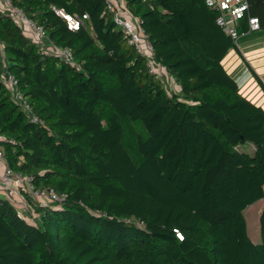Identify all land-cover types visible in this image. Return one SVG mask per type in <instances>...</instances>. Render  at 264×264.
Returning <instances> with one entry per match:
<instances>
[{"label":"trees","instance_id":"1","mask_svg":"<svg viewBox=\"0 0 264 264\" xmlns=\"http://www.w3.org/2000/svg\"><path fill=\"white\" fill-rule=\"evenodd\" d=\"M11 1L76 65L0 10V146L35 188L66 196L35 205L34 222L0 196V264H264V208L258 243L244 212L264 198V108L223 63L241 50L218 12L206 0H124L180 86L169 92L107 0ZM248 3L240 33L251 16L264 32V0ZM54 7L89 19L70 29ZM5 62L44 123L12 98Z\"/></svg>","mask_w":264,"mask_h":264},{"label":"built area","instance_id":"2","mask_svg":"<svg viewBox=\"0 0 264 264\" xmlns=\"http://www.w3.org/2000/svg\"><path fill=\"white\" fill-rule=\"evenodd\" d=\"M206 3L209 7L218 12L217 23L224 31L231 35L236 46L241 50V38L251 31L258 29L260 24L258 17L251 16L249 17V32L240 33V19H242L249 10L248 0H206ZM107 8L112 13L114 23L124 31L127 43L132 45L137 52L146 58L149 72L153 74L156 79L160 80L169 92L175 91L174 84L176 81L170 76L166 68L156 60L154 46L148 39L140 19L134 17L130 13L126 7L125 1L107 0ZM0 10L10 15L15 20L23 29L24 34L39 46L40 51L47 55L58 57L69 65H76L73 52L68 47L57 46L49 38L44 27L29 18L25 11L15 6L11 0H0ZM54 10L58 15L67 20L68 27L73 30L78 29L85 20L89 19V14L86 12L82 15L74 16L63 8L54 7ZM0 52L5 60L4 46L1 41ZM2 79L3 83L9 89L12 98L19 103L25 112L30 114L32 121L35 123H44L43 120L33 112L30 104L24 99L18 86V80L7 69L6 62L3 67ZM2 139L3 137L0 135V140ZM0 165L3 167L2 174H0V196L4 194L5 197L14 202L21 216L25 217L18 207L19 204L16 203L14 199L20 195L18 188L21 187L23 183L28 184L30 195L33 198L42 201L40 205L46 206L56 202L62 203V201L65 200L66 196L64 194L58 195L52 188H35L31 182L32 177H25L21 173L14 171L6 160L1 146ZM22 203L25 204L23 196ZM178 235L182 237L180 233H178Z\"/></svg>","mask_w":264,"mask_h":264},{"label":"crops","instance_id":"3","mask_svg":"<svg viewBox=\"0 0 264 264\" xmlns=\"http://www.w3.org/2000/svg\"><path fill=\"white\" fill-rule=\"evenodd\" d=\"M119 1L123 2L124 0ZM248 35H252V37ZM242 39L241 43L244 49L241 54L236 50H231L223 63L238 82L242 93L264 108V32H250ZM174 85L175 91H180L177 82ZM2 171L3 167L0 165V174Z\"/></svg>","mask_w":264,"mask_h":264},{"label":"rangeland","instance_id":"4","mask_svg":"<svg viewBox=\"0 0 264 264\" xmlns=\"http://www.w3.org/2000/svg\"><path fill=\"white\" fill-rule=\"evenodd\" d=\"M255 34V33H254ZM252 37V35H248ZM246 36V37H248ZM245 37V38H246ZM248 37V38H249ZM243 41V39L241 38ZM244 48L242 47L241 50ZM244 52V51H243ZM245 55V52H244ZM247 57V56H246ZM248 59V57H247ZM251 150H254L252 146ZM18 195L14 201L19 204V209L22 211V214L27 217L28 220L34 222L39 219L38 213L35 212V205L40 204L42 201L40 199H35L30 195L29 187L27 183H23L21 187L18 188ZM25 201V204L22 203V196ZM4 196V195H2ZM29 196V197H28ZM24 206V207H23ZM264 208V198L260 201L255 202L254 204L249 205L245 209V216L247 218L249 235L251 236L254 242H261V232H260V215L262 209Z\"/></svg>","mask_w":264,"mask_h":264}]
</instances>
